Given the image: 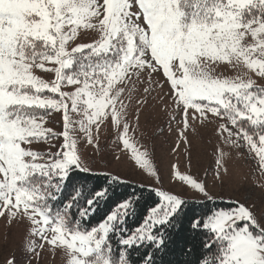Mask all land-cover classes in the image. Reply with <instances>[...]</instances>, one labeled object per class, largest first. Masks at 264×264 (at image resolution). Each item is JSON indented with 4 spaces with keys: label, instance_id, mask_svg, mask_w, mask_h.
Listing matches in <instances>:
<instances>
[{
    "label": "snow or ice",
    "instance_id": "obj_1",
    "mask_svg": "<svg viewBox=\"0 0 264 264\" xmlns=\"http://www.w3.org/2000/svg\"><path fill=\"white\" fill-rule=\"evenodd\" d=\"M145 83L136 103L167 85L185 129L193 110L264 177V0H0V218L26 226L4 264L45 253L63 264H157L158 254L161 264H264V183L241 198L176 171L185 187L169 192L130 143L129 104ZM102 126L154 178L147 189L85 158L78 140L94 145ZM227 159L221 149V186ZM176 238L187 259L165 260Z\"/></svg>",
    "mask_w": 264,
    "mask_h": 264
},
{
    "label": "rangeland",
    "instance_id": "obj_2",
    "mask_svg": "<svg viewBox=\"0 0 264 264\" xmlns=\"http://www.w3.org/2000/svg\"><path fill=\"white\" fill-rule=\"evenodd\" d=\"M235 75V73H228ZM159 83H164L162 77H154ZM147 83L138 85L140 92L134 94L133 103L129 104L127 96L124 102L129 104L128 122L130 125L128 138L138 151H147L150 155V163L153 167L160 169L164 173L163 189L169 192H180L184 190L181 182L175 176L179 171L182 175H188L198 182H206L209 189L214 193H234L241 198L248 196L253 191L254 184L264 183V177L260 175L257 169V162L254 156L248 154L247 149L242 150L244 156L236 149L226 147L223 144V138L219 134L215 124L202 125L199 121V114L189 110L188 128H184L182 119V110L175 108L174 102L168 98V88L165 85L163 91L158 84L154 83L151 87L154 89L148 96L147 105H140L135 102L137 96L144 98L143 87ZM196 120L192 119L193 115ZM139 115V120H137ZM175 116V119L172 117ZM219 122V121H217ZM52 127V125H46ZM62 126L58 125L55 131L60 132ZM187 138V143L181 137ZM94 145H86L78 140V147L83 151L86 159L94 160L97 171L104 169L109 165L108 170L120 175L121 177L136 182V185L148 188L154 178H149L147 173L134 165L131 159V150L124 149L122 142L118 141L117 131L114 127H101L96 140L97 133L93 130ZM60 140L53 141L59 145ZM46 149V145H42ZM97 147L102 152L110 153L107 159H104L96 151ZM221 149L228 154L227 167L229 168L231 178L225 177V183L220 185L215 180V170L217 160H221ZM55 151V149H53ZM114 156H119L116 160ZM171 173V180L168 174ZM259 193H255L258 197ZM193 191H188V198L191 201ZM235 198V196H234ZM196 201H203L199 198ZM257 203L259 200L257 199ZM25 225H13L8 227L5 220L0 218V264H4L12 252L18 251L25 238ZM39 264H63L61 257H53L45 253Z\"/></svg>",
    "mask_w": 264,
    "mask_h": 264
},
{
    "label": "trees",
    "instance_id": "obj_3",
    "mask_svg": "<svg viewBox=\"0 0 264 264\" xmlns=\"http://www.w3.org/2000/svg\"><path fill=\"white\" fill-rule=\"evenodd\" d=\"M81 175H83V174H81ZM101 182H102V183L104 182V178H101ZM134 187H135L134 185H129V186H128V190L131 191V190H133ZM140 187H141V186L136 185V188H137V189H139ZM144 188H145V187H144ZM145 189H147V188H145ZM119 190H120V191H123V188H120ZM71 194H72L71 192L66 193V195H71ZM145 194H147V193H145ZM195 202H196L197 205H201V204L204 203V201H195ZM190 203H191V201H190ZM209 206H211V205H209ZM99 219H100V217H96L95 219L90 220L89 223H95V222H98ZM137 223H139L138 220H131V219H130V220H129V225H128V227H129V228H133V227L136 226ZM173 235L175 236V230H173ZM176 240H177L176 245H172L171 241H169V244H170V247H174V248H176L177 250H176L173 254L168 255V256H165V257H164L165 260H173V261H175V260H184V259H187V257L182 256V255L179 253V251H178L179 246L182 245V241H181L179 238H176ZM157 264H161L160 254L157 255Z\"/></svg>",
    "mask_w": 264,
    "mask_h": 264
}]
</instances>
